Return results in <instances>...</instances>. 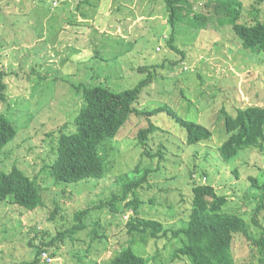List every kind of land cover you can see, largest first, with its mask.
I'll use <instances>...</instances> for the list:
<instances>
[{
  "label": "rangeland",
  "instance_id": "rangeland-1",
  "mask_svg": "<svg viewBox=\"0 0 264 264\" xmlns=\"http://www.w3.org/2000/svg\"><path fill=\"white\" fill-rule=\"evenodd\" d=\"M89 1L91 4L86 3ZM257 1L244 0V14ZM21 2L30 4V14L24 21L17 19L23 16L19 9ZM0 7V73L9 87L7 101L0 102V114L18 129L16 139L0 153V172L10 171L16 165L33 177L37 175L41 187L50 190L45 192L47 205L35 211L0 202V264L32 262L36 254V249L29 245L32 240L38 245L43 235H49L46 238L49 241L57 237L59 230L73 228L77 210L109 199L112 191L119 188L117 178L137 165L155 171L149 178L151 187L138 192L144 202L157 203L142 206L147 219L164 224L186 220L192 196L191 177L199 174L202 166L197 177L206 184H214L251 220L259 197L247 178L254 175L264 181V152L248 149L229 166L221 165L210 155L206 162L203 160L226 139L224 119L219 117L222 107L234 114L237 107L264 106V66L258 62V58L264 57L254 54L255 57L245 50L231 26L204 30L180 24L174 31V45L184 52L182 57L167 46L173 32L165 0H3ZM260 8L259 20H264V3ZM12 32L17 35L13 43ZM37 36L41 37L34 41ZM178 60L182 63L171 65ZM144 66L158 68L152 70L156 79L144 89L139 107L152 110L167 104L183 118L210 129L213 140L186 148L181 137L185 131L166 114H160L152 122L161 130L144 147L138 144L137 132L139 127L148 126L149 121L133 118L119 134L122 138L109 143L110 172L105 179L60 184L59 188L48 170L42 168L54 161L53 148L60 129L68 121L67 130L73 129L72 120L83 104L81 98L69 91L71 85H102L121 92L143 79L138 68ZM54 73H62L70 87L65 82L43 85L40 78L51 80ZM110 74L113 76L109 77ZM107 76L109 82L105 81ZM36 80L42 85L36 84ZM162 142L170 146V154L160 165L145 150L156 149ZM239 168L241 179L236 174ZM202 173L207 174V179L202 178ZM57 206L62 207L67 223L49 219ZM174 210L175 217L162 214ZM130 216L131 211L122 217L108 209L94 211L93 218H99L107 229L108 241L93 243L90 248L89 228L76 236L86 243L74 245L67 239L65 243L59 242V248L50 249L55 254L52 264H107L127 247L146 257L148 264H189L171 262L179 246L174 241L152 240L143 244L140 237L131 235L126 225ZM132 236H136L134 240L138 243H132ZM251 252L246 238H235L234 256L239 264H260Z\"/></svg>",
  "mask_w": 264,
  "mask_h": 264
},
{
  "label": "trees",
  "instance_id": "trees-1",
  "mask_svg": "<svg viewBox=\"0 0 264 264\" xmlns=\"http://www.w3.org/2000/svg\"><path fill=\"white\" fill-rule=\"evenodd\" d=\"M2 1L0 0V4ZM86 3L91 4L90 1ZM260 3H264V0H258L256 4H252L244 14V0H165L168 23L173 32L167 41V46L182 57L185 56L184 52L174 45V31L180 24L197 29L214 30L231 26L245 50H249L252 55L258 54L264 57V20H259L262 15ZM19 9L23 16L17 19L23 21L28 19L30 4L21 2ZM3 12V17L6 18L5 21L7 22L8 17L6 12ZM34 15L38 17V14L34 13ZM243 18L245 21L241 23ZM14 25L15 23H11V26ZM11 34L14 35L11 39L13 43L17 35L14 32ZM41 36H37L34 41L40 39ZM95 55L97 56L96 52ZM122 55L124 53L116 56L115 60H118ZM258 59L259 64L264 66V58ZM180 63H182L180 60L172 61L171 65L176 66ZM157 68V66L139 67L138 73L143 76V79L134 87L121 92L115 91L113 87L109 88L102 85L89 87L85 84H79L70 87L63 79L62 73H54L55 77L51 80L39 76L43 85L50 84L53 86V84H64L65 82V86L70 87L69 91L73 93V96L83 100L81 108L72 120L73 129L67 130L70 124L68 121L59 131L56 146L53 148L54 161L42 168L43 171L48 170L59 188H61L60 184L67 186L86 181L88 183L89 180L100 181L105 179L110 172L108 163L109 143L122 138L123 135L118 137L119 134L133 118H137L138 121L139 119L149 121L148 126L145 125L146 127L141 128L137 124L140 128L137 132L138 144L144 147H148L151 136L161 130L152 122V119L160 114H166L185 131V136L181 135V137L184 139L186 148L213 140L214 134L210 129L196 121L183 118L173 107L167 104L152 110L139 107L144 89L156 79L152 70ZM111 75L113 76L110 74L109 77ZM109 77L105 78L106 82H109ZM38 80H36V84L42 85V82ZM8 88L4 74L0 73V102L7 101ZM219 117L224 119L223 126L226 139L215 150L204 156V162L211 158L210 155L221 165L229 166L236 163L235 159L243 151L251 149L252 151L264 152V106L251 104L246 107H237L234 114L228 112L224 106L220 110ZM17 135L18 129L15 124L4 114H0V153L16 139ZM164 144L162 142L156 149L145 150L146 155L152 161L158 159L160 165L161 162L167 161L168 154H170L168 153L170 146ZM18 163L21 162L18 161ZM160 165L159 167H161ZM158 169L160 170V168ZM200 169L202 166L198 170L199 174L201 173ZM6 171L0 172V202H11L12 205L26 211H35L47 205L45 192L50 193V190L41 187L37 175L33 177L31 173L16 165L10 171ZM240 171V168L236 169L237 177L241 179ZM153 173L155 171L152 168L137 165L133 171L119 176L117 178L119 188L112 191L114 193L110 195L109 199L102 200L100 205L79 209L74 213L73 228L59 230L57 237L49 241H46L49 235H43L42 241L38 245H35L32 240L29 245L36 249L35 258L32 262L25 264H40V257L43 252L51 254L50 249L59 248V244L65 243L67 239L74 245L78 242L86 243L81 242L76 236L88 231L89 228H91L88 233L90 248L93 243L108 241L106 227L101 224L99 218L97 220L93 218L94 211L103 209H108L111 213L121 215V217L131 211L132 216L126 225L132 232H130L131 235L140 237L142 239L140 242L143 244H148L152 240L177 243L179 246L173 252L171 262L239 264L234 256V242L236 237L243 236L251 244L253 259H258L260 264H264V226L262 224L264 219V181L254 175L247 178L259 197V203L254 209L253 216L251 220H248L225 194L218 192L214 184H206L197 177L199 174H193L191 177L193 179L191 182L192 196L187 219H181L179 224H164L161 221L147 219L143 216L142 206H150V204L155 206L157 203L155 201L144 202L138 194L141 190L151 187L149 178ZM203 177L207 179V174L202 173ZM48 197L50 198V194ZM159 206L161 207V205ZM175 212L176 210L162 214L175 217ZM156 213L159 211L157 210ZM49 219L55 223H67L60 206L51 212ZM135 238L136 236H132L133 244L137 242L134 240ZM54 255L51 254L53 259ZM79 260L82 261V259ZM148 263L149 260L146 257L138 255L132 247H127L122 249L115 259L109 260L107 264Z\"/></svg>",
  "mask_w": 264,
  "mask_h": 264
},
{
  "label": "built area",
  "instance_id": "built-area-1",
  "mask_svg": "<svg viewBox=\"0 0 264 264\" xmlns=\"http://www.w3.org/2000/svg\"><path fill=\"white\" fill-rule=\"evenodd\" d=\"M40 258H41V262H43L44 264H52L53 262V258L47 252H43Z\"/></svg>",
  "mask_w": 264,
  "mask_h": 264
}]
</instances>
